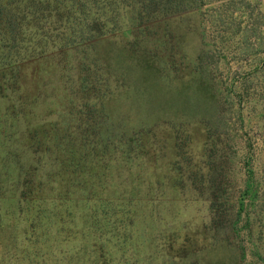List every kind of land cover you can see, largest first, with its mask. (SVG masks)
Listing matches in <instances>:
<instances>
[{"label":"trees","instance_id":"obj_1","mask_svg":"<svg viewBox=\"0 0 264 264\" xmlns=\"http://www.w3.org/2000/svg\"><path fill=\"white\" fill-rule=\"evenodd\" d=\"M198 1L0 0V95L15 100L38 123L49 121L32 136L39 150L36 167L21 170L8 191L6 214L25 218L24 237L37 230L42 237L54 223H72L76 217L99 226L115 208L156 200L151 191L116 189L119 180H113L111 163L132 153L145 166L142 156L163 139L154 130L157 122L132 126L128 114L134 107L143 106L152 118L171 113L174 120L187 109L194 115L220 113L219 88L208 75L211 64H197L199 78L191 80V95L181 83L166 89L162 80L164 71H171L181 81L186 62L182 18L206 6ZM132 5L128 17L119 14V6ZM123 105L125 122L120 119ZM210 127L218 125L214 121ZM174 140L177 144L176 136ZM211 155L212 171L200 183L209 198L211 228L222 233V247L229 251L221 255L222 262L246 264L249 243L251 257L264 264L253 237L264 209L249 158L241 181L230 170V154ZM194 182H199L197 176Z\"/></svg>","mask_w":264,"mask_h":264},{"label":"rangeland","instance_id":"obj_2","mask_svg":"<svg viewBox=\"0 0 264 264\" xmlns=\"http://www.w3.org/2000/svg\"><path fill=\"white\" fill-rule=\"evenodd\" d=\"M198 2L206 6L195 15L187 11L182 18L186 62L181 81L176 82L171 71L161 77L166 89L181 83L191 95V80L199 78L197 64L200 61L201 68L205 62L211 64L214 69L208 75L219 88L216 110L220 113L194 115L187 109L174 120L171 113L146 116L143 106L134 107L131 114L124 105L120 109V119L125 113L132 116L133 127L157 122L156 134L163 133L160 144L142 156L145 166L135 162L130 152L111 163L113 180H119L116 189L151 191L153 203L115 208L99 226L76 217L72 223H54L42 237L39 230L24 237L25 218L6 214L11 204L8 191L21 170L36 167L39 150L32 136L49 121L38 123L15 100L0 95V264H226L221 255L229 251L222 247V233L211 228L209 198L200 181L212 171L214 151L230 154V170L241 181L249 158L261 193L258 203L264 209V0ZM133 9L134 5L119 6L118 12L128 17ZM214 121L218 128L210 127ZM119 160L124 162L118 169ZM70 228L73 231L68 232ZM254 228L255 244L264 257V215L257 216ZM245 246L246 264H262L251 257L253 246Z\"/></svg>","mask_w":264,"mask_h":264}]
</instances>
